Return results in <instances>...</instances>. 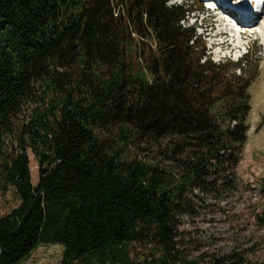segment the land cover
<instances>
[{"label":"trees","instance_id":"1","mask_svg":"<svg viewBox=\"0 0 264 264\" xmlns=\"http://www.w3.org/2000/svg\"><path fill=\"white\" fill-rule=\"evenodd\" d=\"M191 12L0 0V193L19 200L0 216V264L45 244L60 264H198L176 248L180 217L237 186L251 76L206 54Z\"/></svg>","mask_w":264,"mask_h":264},{"label":"rangeland","instance_id":"2","mask_svg":"<svg viewBox=\"0 0 264 264\" xmlns=\"http://www.w3.org/2000/svg\"><path fill=\"white\" fill-rule=\"evenodd\" d=\"M182 3L192 10L186 24L195 27L198 42H205L206 54L214 62L229 60L240 64L237 73L251 77L249 129L236 167L237 186L216 197L203 194L202 199H195L194 210L180 217L176 248L184 260L197 259L198 264H221L223 261L232 264L237 255L244 259L242 264H260L264 261V223L257 215L263 202L256 182L264 175V37L258 33V25L264 15L258 25L243 30L233 19L213 9L216 3L212 0H169V4ZM220 16L228 17L229 23L241 30L243 40L239 49H234L232 42L236 36L233 38L231 34L228 37H232L231 42L222 44L224 40L227 42V37L215 34L220 25L216 19ZM28 156L31 183L35 185L38 163L30 150ZM18 203L12 188L0 193V216ZM61 256V245H39L22 264H60ZM228 256L231 259L225 260Z\"/></svg>","mask_w":264,"mask_h":264},{"label":"bare ground","instance_id":"3","mask_svg":"<svg viewBox=\"0 0 264 264\" xmlns=\"http://www.w3.org/2000/svg\"><path fill=\"white\" fill-rule=\"evenodd\" d=\"M212 1L216 3V7H214L213 9L218 10L222 12L221 14H225L231 19H233L235 25L243 30L244 29L248 30L252 28L254 25L255 26L258 25L261 15L262 16L264 15V0L260 1L262 3V7L259 8L257 12L252 11L248 7V5L244 2V0H234L233 3L227 2L226 0H212ZM209 11H213V10H209ZM228 17L224 18L223 16H220L218 17V19H216V22H220V25L218 30L215 32V34L225 35V37H227V42L223 39L225 42L222 41L221 42L222 44L229 43V41L231 42L232 37L228 38L231 34L233 38L236 36V38L238 39L235 38L234 40H232V42L234 44V49H239V47L242 46V40H243V38L241 37L242 32L232 23L231 24L233 25V27L231 26ZM258 29H259L258 33L261 36L263 35L264 37V20L258 25Z\"/></svg>","mask_w":264,"mask_h":264}]
</instances>
